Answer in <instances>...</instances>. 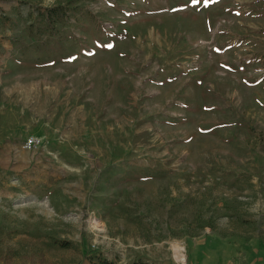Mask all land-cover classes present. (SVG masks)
<instances>
[{
    "label": "rangeland",
    "instance_id": "rangeland-1",
    "mask_svg": "<svg viewBox=\"0 0 264 264\" xmlns=\"http://www.w3.org/2000/svg\"><path fill=\"white\" fill-rule=\"evenodd\" d=\"M99 259L264 264V0H0V264Z\"/></svg>",
    "mask_w": 264,
    "mask_h": 264
},
{
    "label": "trees",
    "instance_id": "trees-1",
    "mask_svg": "<svg viewBox=\"0 0 264 264\" xmlns=\"http://www.w3.org/2000/svg\"><path fill=\"white\" fill-rule=\"evenodd\" d=\"M66 13L64 11H61L60 8L53 7V8H48L46 12L41 14V18L44 22H46L47 25L52 23L51 25L54 24H62L61 23V18L65 17ZM99 264H114L113 262L107 260V259H99L97 260ZM133 264H144L142 262H135Z\"/></svg>",
    "mask_w": 264,
    "mask_h": 264
},
{
    "label": "built area",
    "instance_id": "built-area-1",
    "mask_svg": "<svg viewBox=\"0 0 264 264\" xmlns=\"http://www.w3.org/2000/svg\"><path fill=\"white\" fill-rule=\"evenodd\" d=\"M45 144L41 137L29 135L25 137L22 148L28 152H35L44 148Z\"/></svg>",
    "mask_w": 264,
    "mask_h": 264
},
{
    "label": "snow or ice",
    "instance_id": "snow-or-ice-1",
    "mask_svg": "<svg viewBox=\"0 0 264 264\" xmlns=\"http://www.w3.org/2000/svg\"><path fill=\"white\" fill-rule=\"evenodd\" d=\"M193 2H195V0H193Z\"/></svg>",
    "mask_w": 264,
    "mask_h": 264
}]
</instances>
